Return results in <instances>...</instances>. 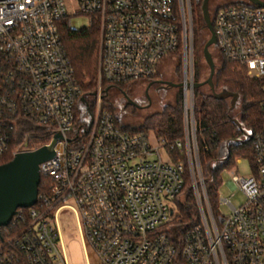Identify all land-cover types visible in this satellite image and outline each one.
<instances>
[{
  "label": "built area",
  "instance_id": "obj_1",
  "mask_svg": "<svg viewBox=\"0 0 264 264\" xmlns=\"http://www.w3.org/2000/svg\"><path fill=\"white\" fill-rule=\"evenodd\" d=\"M199 1L0 0V158L10 150L16 117L48 128L43 145L54 152L38 166L48 189L27 207L23 229L0 247V264H67L57 228L63 208L75 212L95 264H264V5L235 0L210 15L221 56L261 82L251 174L232 172L229 181L244 201L221 198L226 214L211 209L197 158L185 165L170 157L171 149L190 154V141L167 143L121 129L102 107L100 91L90 109L61 41L60 28L64 22L72 28L71 15H88L90 24L100 25L99 80L148 82L165 56L180 44L188 49L192 6ZM183 82H194L192 75ZM183 88L184 117L194 136L193 89ZM26 138L12 157L40 147L29 148ZM187 174L199 219L179 231L170 224L167 201L176 205Z\"/></svg>",
  "mask_w": 264,
  "mask_h": 264
},
{
  "label": "trees",
  "instance_id": "obj_2",
  "mask_svg": "<svg viewBox=\"0 0 264 264\" xmlns=\"http://www.w3.org/2000/svg\"><path fill=\"white\" fill-rule=\"evenodd\" d=\"M201 4L202 0L195 5L196 17L192 6L194 82L204 81L201 55L208 31L202 16ZM99 26L98 21H93L87 28L74 30L64 22L60 28L64 50L74 68L76 79L82 90V96L85 98L95 91L97 84L96 56L99 47ZM180 47L181 44L170 55L178 53ZM221 58V64L215 68L213 75L214 89L217 92L226 89L239 95L238 122L241 127H238L234 122L230 105L226 99L215 98L207 85L194 89V122L198 158L207 199L213 211L217 203V190L221 184V171L232 168L235 159L239 157L249 159L252 164L251 140L262 121L259 106L261 96L260 80L248 76L243 66L230 62L223 57ZM158 70L159 66L153 79L159 78ZM131 83L133 82L116 85L107 84V86L123 90L125 86ZM105 97L106 94L103 93L102 107L113 114L121 129L132 133H145L146 130H154L158 137L163 138L167 143L183 140L184 125L182 96L180 93L174 104H167L162 111L148 115L137 128L122 126L113 112L111 104L105 101ZM12 126L10 150L0 158V164L12 158L11 150L23 140L25 134H27L26 139L29 148L43 145L51 136L48 128L22 117L14 118ZM169 154L173 161L184 160L185 158L184 154L177 149L169 150ZM48 186L49 179L41 175L38 193L47 190ZM182 194H184L182 199H176L177 218L172 223L173 227L179 231L186 230L199 219V212L188 174ZM27 210V208H17L10 222L0 227V247L23 229L28 222ZM19 213H21L20 217H18Z\"/></svg>",
  "mask_w": 264,
  "mask_h": 264
},
{
  "label": "rangeland",
  "instance_id": "obj_3",
  "mask_svg": "<svg viewBox=\"0 0 264 264\" xmlns=\"http://www.w3.org/2000/svg\"><path fill=\"white\" fill-rule=\"evenodd\" d=\"M235 0H209L208 1V10L210 15L214 12L215 8L220 5L230 4ZM196 4H193V9L196 17ZM71 27L74 30H79L82 28H87L90 26V18L85 14H77L74 16H70ZM207 29V28H206ZM208 31V30H207ZM210 33L208 31L207 39L209 38ZM100 37V34H99ZM193 35H191V39H188V49L185 50L183 44L180 47V51L176 54L170 55L164 58L159 65L158 70V79H153L152 86H148L147 82H133L128 86H125L123 90H121L125 95H127L134 103L127 102L125 95L117 88V87H108L107 84L102 83L98 78V55L96 56V66H97V79H96V89L92 94L86 96L85 101L88 103L90 109H93L94 106V94L95 92H99L102 95L106 94L105 101L108 104H111L113 108V112L117 116L119 123L122 126L128 128H137L139 127L145 117L150 114L157 113L162 111L165 105L174 104L179 93L182 96V111H183V125H184V136L183 139L186 141H190L191 152L190 154H184V160H181L188 165V161L197 158L198 166H200L199 158H198V150L196 144V138L193 136L191 126L188 125L185 121L184 117V88L181 87H160L156 88L162 84L159 80H168L174 83H180L185 80V78L189 75L194 74V59H193V46H192ZM206 39V40H207ZM191 41V42H190ZM191 46H190V43ZM209 50L214 59L215 65L217 68L220 66L222 61V56L218 52L215 46H210ZM201 63L203 67L202 77L205 80L209 74V68L206 64L203 53L201 55ZM194 81V80H193ZM163 86V85H162ZM208 86V85H207ZM108 87V88H107ZM148 87V88H147ZM209 87V86H208ZM107 88V89H106ZM150 88V89H149ZM106 89V92H104ZM146 89L148 97L146 96ZM192 93L188 91V102H192V109L194 112V87H192ZM103 90V91H102ZM228 104L231 106V97L225 98ZM150 100V104H149ZM103 102H101L102 105ZM149 104V106L142 107L144 105ZM239 95L234 104V106L230 109L231 114L238 124V112H239ZM83 110L85 111L84 104L81 103L79 106V112L82 114ZM187 124V126H186ZM240 125V124H239ZM241 127V126H240ZM147 134H154L158 136L154 130H146L144 131ZM195 138V139H194ZM195 140L194 146L191 142ZM196 146V148H195ZM162 155H164L162 153ZM165 157V156H164ZM172 159V158H171ZM191 159V160H190ZM251 163L249 159L244 157H239L235 159L234 166L230 169H223L220 173L221 176V184L217 190V203L216 207H219V210L222 214L227 213V206L221 205L218 201L221 198H229L230 201L234 205H239L244 201L243 192L240 189L232 188L229 184V181L232 177V172L238 174V176H249L251 174ZM183 195H180L177 199H182ZM167 204L169 208L172 210V214L169 217L170 224L174 222V219L177 218V207L172 200H168ZM173 219V220H172ZM57 228L59 231V247L66 259L67 264H95L96 255L93 252L92 247L85 242L83 236L81 234L79 221L75 212L69 208H63L57 215Z\"/></svg>",
  "mask_w": 264,
  "mask_h": 264
},
{
  "label": "water",
  "instance_id": "obj_4",
  "mask_svg": "<svg viewBox=\"0 0 264 264\" xmlns=\"http://www.w3.org/2000/svg\"><path fill=\"white\" fill-rule=\"evenodd\" d=\"M208 1L209 0H202L201 4L202 16L205 21L206 28L210 33L209 38L205 41L202 48L204 60L209 68L208 77L202 82L174 83L168 80H159L154 82H159L163 85H160L156 88L170 86L181 87L184 85L197 88L202 85H208L215 98L225 99L227 97H231V109L238 98V94L230 92L226 89H222L218 92L214 89L213 75L216 65L209 47L216 45V39L208 10ZM252 1L257 5H264V2L260 0ZM151 84L152 82H150L148 86H150ZM106 89L103 90H105L106 92ZM145 92L146 96L148 97L147 89ZM125 98L127 102L137 105L127 95H125ZM149 104L142 107L149 106ZM234 122L238 125V127H240V125L236 121ZM54 137L60 138L61 136L59 134H55ZM53 155L54 152L49 147L42 145L33 150L17 152L9 161L0 164V227L5 226L10 222L17 208H27L32 206L36 202L38 184L40 181L38 166L41 162L51 158Z\"/></svg>",
  "mask_w": 264,
  "mask_h": 264
},
{
  "label": "flooded vegetation",
  "instance_id": "obj_5",
  "mask_svg": "<svg viewBox=\"0 0 264 264\" xmlns=\"http://www.w3.org/2000/svg\"><path fill=\"white\" fill-rule=\"evenodd\" d=\"M209 14H210V13H209ZM150 82H152V80H151V81H148L147 83L149 84ZM151 87H152V86H150V88H151ZM150 88H149V89H150Z\"/></svg>",
  "mask_w": 264,
  "mask_h": 264
}]
</instances>
